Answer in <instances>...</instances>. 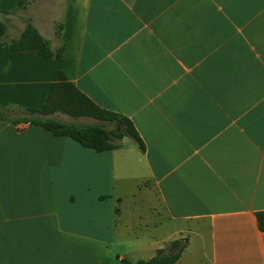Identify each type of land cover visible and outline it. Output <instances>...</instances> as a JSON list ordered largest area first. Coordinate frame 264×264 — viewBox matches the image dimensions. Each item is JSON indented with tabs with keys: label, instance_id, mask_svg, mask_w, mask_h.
I'll list each match as a JSON object with an SVG mask.
<instances>
[{
	"label": "crops",
	"instance_id": "obj_1",
	"mask_svg": "<svg viewBox=\"0 0 264 264\" xmlns=\"http://www.w3.org/2000/svg\"><path fill=\"white\" fill-rule=\"evenodd\" d=\"M18 1L0 0L5 27ZM27 1L64 52L0 45V264L148 260L180 239L175 264H264V0H45L60 1L49 18ZM56 71L145 149L19 120Z\"/></svg>",
	"mask_w": 264,
	"mask_h": 264
},
{
	"label": "trees",
	"instance_id": "obj_2",
	"mask_svg": "<svg viewBox=\"0 0 264 264\" xmlns=\"http://www.w3.org/2000/svg\"><path fill=\"white\" fill-rule=\"evenodd\" d=\"M24 4L25 0H19L17 7H23ZM61 30L62 25H58L57 38L60 36ZM4 32L5 24L0 21V45L8 50H36L41 57L46 59L61 60L63 57L64 45L61 44L60 47L52 49L51 43L44 39L29 21L19 37L10 43L1 40ZM24 113L26 116L19 120L39 126L55 136L68 137L80 146L96 152L109 151L119 147L120 140L124 137L134 140L140 149H145L142 139L128 118L94 104L72 82L68 81L62 71L55 72L42 107L40 109H24ZM56 113L73 119H93L99 123L63 122L52 117ZM3 117V111L0 110V118ZM117 127H119L118 132ZM256 220L259 230L264 232V211L256 213ZM186 244V239L175 240L165 248L157 250L151 259L131 261L124 258L116 264H175Z\"/></svg>",
	"mask_w": 264,
	"mask_h": 264
},
{
	"label": "rangeland",
	"instance_id": "obj_3",
	"mask_svg": "<svg viewBox=\"0 0 264 264\" xmlns=\"http://www.w3.org/2000/svg\"><path fill=\"white\" fill-rule=\"evenodd\" d=\"M27 3H28V1L25 0V4L23 7H18L16 9H14L13 11H11L8 15L5 16L6 27H5L4 35L1 37V40L3 42L10 43V42L16 40L19 37L21 31L24 30L26 23L29 21V20H26L27 18H25V17H27V14H28V12L25 11ZM59 3H60V1L56 2V3H53V2L47 3L44 0V1L36 2V6H38L37 10L39 13H41L43 16L49 18V17H51V15H55V9L57 7H60ZM56 29H57V27H56ZM61 32H62V30H61ZM60 35H61V33H60ZM51 39L52 40L54 39L55 46L59 45L57 38L55 39L51 36ZM58 39H60V36L58 37ZM52 117L57 119V120L63 121V122H76V123H80V124H97V123H99L98 121L93 120V119H84V118L73 119V118L68 117V116L61 114V113H56V114L52 115ZM135 259L144 260L143 257L134 258V260Z\"/></svg>",
	"mask_w": 264,
	"mask_h": 264
},
{
	"label": "water",
	"instance_id": "obj_4",
	"mask_svg": "<svg viewBox=\"0 0 264 264\" xmlns=\"http://www.w3.org/2000/svg\"><path fill=\"white\" fill-rule=\"evenodd\" d=\"M119 131V127H117V132Z\"/></svg>",
	"mask_w": 264,
	"mask_h": 264
}]
</instances>
